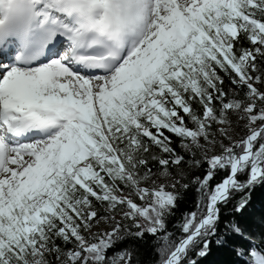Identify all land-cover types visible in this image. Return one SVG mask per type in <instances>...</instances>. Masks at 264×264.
Segmentation results:
<instances>
[{
	"label": "snow or ice",
	"instance_id": "obj_1",
	"mask_svg": "<svg viewBox=\"0 0 264 264\" xmlns=\"http://www.w3.org/2000/svg\"><path fill=\"white\" fill-rule=\"evenodd\" d=\"M257 186L264 0H0V264H264Z\"/></svg>",
	"mask_w": 264,
	"mask_h": 264
},
{
	"label": "trees",
	"instance_id": "obj_2",
	"mask_svg": "<svg viewBox=\"0 0 264 264\" xmlns=\"http://www.w3.org/2000/svg\"><path fill=\"white\" fill-rule=\"evenodd\" d=\"M177 147L179 148V143H177ZM202 169H193L192 175H202ZM220 179V176L214 178L213 182H217ZM197 193L195 192V187H191L188 190H185L183 198L179 201V208L177 211V215L173 218L172 223L174 224L177 220L182 218V214L184 212L190 211L194 208L196 202ZM238 199V196H237ZM232 204L227 205L224 210L225 219L232 218ZM264 216V187L257 186L256 189L253 190L251 195V207L247 212L244 213L243 216H239L237 214V218L241 220L245 226L250 227L253 230H259L261 228L260 218ZM122 246L124 242H121ZM141 260L144 264H151L152 260V250L147 246H144L141 250ZM232 256L227 250L224 249H214L212 256L205 261V264H231Z\"/></svg>",
	"mask_w": 264,
	"mask_h": 264
}]
</instances>
